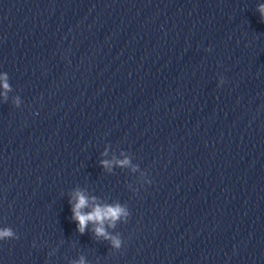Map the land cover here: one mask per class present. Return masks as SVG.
I'll list each match as a JSON object with an SVG mask.
<instances>
[{
  "label": "clouds",
  "instance_id": "obj_1",
  "mask_svg": "<svg viewBox=\"0 0 264 264\" xmlns=\"http://www.w3.org/2000/svg\"><path fill=\"white\" fill-rule=\"evenodd\" d=\"M256 11L259 13L260 21L264 23V3L257 4ZM224 78H220V84H223ZM13 89L9 83V76L7 73H0V97L4 102L8 101L9 93ZM12 103L16 107H19L22 103L19 96L12 97ZM102 156H108V148L106 147ZM121 156L123 159H118L113 156L111 159H102L100 161L101 166L111 172L113 167L131 168L133 172L139 170V165H133L131 158L126 156L122 151ZM141 175L145 177L144 183L151 184V180L147 179L146 172H142ZM71 205L72 220L76 223V230L83 235L91 224L93 227L90 229L93 235L97 239H103L108 241L110 247L114 250H120L123 244V240L119 232L113 233L109 229H115L119 223H127L130 216L127 205L116 203H100L98 197L89 196L84 189L77 188L71 193L69 199ZM19 237L11 227H0V241L8 239H18ZM35 246V244L33 245ZM55 249L49 253V256L55 254ZM70 264H88L84 256L79 257L78 260H73Z\"/></svg>",
  "mask_w": 264,
  "mask_h": 264
}]
</instances>
